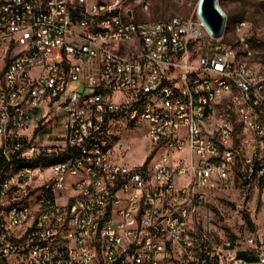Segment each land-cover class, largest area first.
Here are the masks:
<instances>
[{
	"label": "built area",
	"instance_id": "2783aa9c",
	"mask_svg": "<svg viewBox=\"0 0 264 264\" xmlns=\"http://www.w3.org/2000/svg\"><path fill=\"white\" fill-rule=\"evenodd\" d=\"M131 6L0 0V264H226L194 220L238 167L264 179V79L224 29L198 34L200 9L140 22ZM55 113L63 133L41 135ZM121 123L147 124L143 166L117 161Z\"/></svg>",
	"mask_w": 264,
	"mask_h": 264
},
{
	"label": "rangeland",
	"instance_id": "374dc122",
	"mask_svg": "<svg viewBox=\"0 0 264 264\" xmlns=\"http://www.w3.org/2000/svg\"><path fill=\"white\" fill-rule=\"evenodd\" d=\"M149 1L150 10L144 11L142 6L132 0L131 14L137 21L189 18L199 3V0ZM219 5L227 18L225 41L235 47L238 59L244 60L245 46L241 43V38H244L245 44L248 43L249 50L253 53V59L262 63L260 75H264V0H219ZM241 23L245 26L239 30ZM39 114L42 115L40 112ZM55 115V122L49 123L41 135L63 133V115ZM115 136L117 161L130 167L143 166L152 149L147 124L127 128L121 123L115 128ZM241 139L243 136H240ZM236 171L232 187H219L209 192L206 203L195 216L194 226L200 239L205 235L208 252L220 254L226 264H251L236 261L239 253H244L247 259H258L255 255L258 252L264 253V179L255 178L250 184H246L239 178L241 167ZM244 213L250 215L255 232L246 224ZM251 239L255 240L254 245L249 243ZM256 264H261L259 259Z\"/></svg>",
	"mask_w": 264,
	"mask_h": 264
},
{
	"label": "bare ground",
	"instance_id": "6f19581e",
	"mask_svg": "<svg viewBox=\"0 0 264 264\" xmlns=\"http://www.w3.org/2000/svg\"><path fill=\"white\" fill-rule=\"evenodd\" d=\"M131 2H132V0H127V4H131ZM104 3H113V0H104ZM199 3H200V0H199ZM199 3L197 5V10L199 9ZM149 5H151L150 1H149ZM218 7L222 11V9L219 5V0H218ZM142 8L144 11H147L146 6H142ZM192 15H195V11L192 13ZM111 18H114V10H106L105 12L101 13V16L99 17V24L109 25V19H111ZM172 19H185V18L177 17V18H172ZM201 22H202L203 26H198V34H206V30H211V33H214L212 31L211 27L206 23L202 14H201ZM244 26H245V24L242 23V28ZM226 27L227 26L224 27V37H226ZM126 34H127V37H134L135 36V27L134 26H126ZM246 41H247V39H246ZM241 43L244 44V46H245L244 53H245L246 57L244 60H239L238 59L239 55H238V52L236 51V67H237V69L239 70V72H254V79H264V75H260L261 69L263 67L262 63L256 62L253 59V53L249 50L250 47H248V45H247L248 43L245 44V41H241ZM233 48H235V47H233ZM248 53H250V55H248Z\"/></svg>",
	"mask_w": 264,
	"mask_h": 264
},
{
	"label": "water",
	"instance_id": "95a60500",
	"mask_svg": "<svg viewBox=\"0 0 264 264\" xmlns=\"http://www.w3.org/2000/svg\"><path fill=\"white\" fill-rule=\"evenodd\" d=\"M199 9L212 31L221 34L226 24V16L219 9L218 0H200Z\"/></svg>",
	"mask_w": 264,
	"mask_h": 264
},
{
	"label": "trees",
	"instance_id": "16d2710c",
	"mask_svg": "<svg viewBox=\"0 0 264 264\" xmlns=\"http://www.w3.org/2000/svg\"><path fill=\"white\" fill-rule=\"evenodd\" d=\"M244 220H245L246 224L248 225L249 229L252 232H255V225H254V223H253V221H252V219H251L249 214L244 213ZM238 258L242 259V260H244V261H246L248 263H256V262H258V259H256V258H252V259L248 258L247 259L246 255L244 253H239Z\"/></svg>",
	"mask_w": 264,
	"mask_h": 264
},
{
	"label": "crops",
	"instance_id": "0c3cea01",
	"mask_svg": "<svg viewBox=\"0 0 264 264\" xmlns=\"http://www.w3.org/2000/svg\"><path fill=\"white\" fill-rule=\"evenodd\" d=\"M256 263H258V262H256ZM256 263H251V264H256Z\"/></svg>",
	"mask_w": 264,
	"mask_h": 264
}]
</instances>
